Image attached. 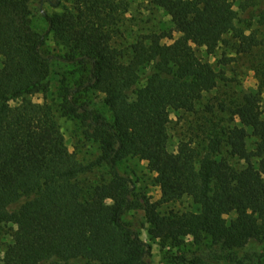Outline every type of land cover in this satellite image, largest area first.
<instances>
[{"label": "trees", "instance_id": "obj_1", "mask_svg": "<svg viewBox=\"0 0 264 264\" xmlns=\"http://www.w3.org/2000/svg\"><path fill=\"white\" fill-rule=\"evenodd\" d=\"M239 1L152 0L172 27L127 42L124 0H55L62 10L53 14L44 0H0V232H14L0 264H151V247L125 220L141 208L153 238L193 240L173 264L264 260V46L238 31ZM250 1L244 10L264 21V0ZM233 31L260 89L229 100L224 77L198 52L214 55ZM49 34L59 57L44 53ZM173 111L202 112L174 151ZM58 113L98 150L95 160L70 150ZM131 160L146 162L161 190L149 206L123 169ZM184 198L197 210H163Z\"/></svg>", "mask_w": 264, "mask_h": 264}, {"label": "rangeland", "instance_id": "obj_2", "mask_svg": "<svg viewBox=\"0 0 264 264\" xmlns=\"http://www.w3.org/2000/svg\"><path fill=\"white\" fill-rule=\"evenodd\" d=\"M128 3V12L124 14L123 37L127 42L139 33H153L162 32L170 29V17L161 9L156 8L152 4V0H124ZM241 6L237 3L236 10L239 18L237 21V29L240 33L246 35L256 32L262 45L264 46V21L260 18H252L258 11L251 8L244 10L248 6L250 0H240ZM264 9V3L260 5ZM44 12L50 14L60 12L61 6H57L55 0H44L42 3ZM35 27L40 33H46L48 24L46 20L41 17L35 21ZM237 31V32H238ZM236 31H233L228 37V44H222L214 55H208L205 49L198 52L199 55L206 57L210 61L219 75L224 79L221 82L220 97L226 99L241 98L246 93H256L260 89V81L253 70V63L245 53H238V38ZM44 53L46 55H53L59 57L64 50L60 44L56 42L52 34L45 37ZM264 49V48H263ZM231 59L226 63L227 59ZM58 64V60L55 61ZM61 65L57 66V73H63ZM58 77V76H57ZM210 98L215 96L210 95ZM43 95H36L32 97L35 102H43ZM86 100L87 97L85 98ZM47 100L52 103H59L56 94H48ZM92 103H98L101 96H89ZM212 100V99H211ZM213 101V100H212ZM208 102V101H207ZM62 131L68 141V146L71 151H75V147L80 148L78 157L84 162L95 160L99 152L92 145H83L79 143L77 136V125L67 117L57 114ZM171 121L169 124L170 134V150L177 149L181 139H188L192 125L197 127L202 117V112L198 114H186L177 111L171 112ZM254 142V141H253ZM252 143V142H251ZM251 147L253 143L250 144ZM228 158L231 159L230 156ZM232 162L236 163L238 158H232ZM125 171L132 173L133 184L135 186V195L140 199L143 205L149 206L152 201L161 198V190L155 183L154 175L148 170L146 162L138 160H131L124 163ZM164 211L175 210L180 213L191 212L197 210V205L190 198H184L178 202L168 204L163 207ZM125 220L140 231L141 238L150 246V261L151 264H173V257L181 255L185 251L193 250L195 248L193 240L186 238L181 245H176L170 241H160L153 238L149 234V224L146 219V213L143 208L127 212ZM14 232L10 228H5L0 232V261L4 258L5 251L8 245L12 242ZM263 249V247H262ZM264 264V260L261 263Z\"/></svg>", "mask_w": 264, "mask_h": 264}]
</instances>
